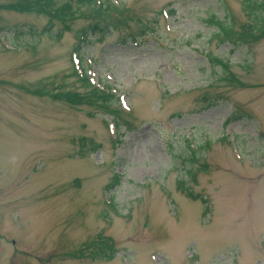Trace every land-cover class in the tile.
I'll return each instance as SVG.
<instances>
[{
  "label": "rangeland",
  "instance_id": "374dc122",
  "mask_svg": "<svg viewBox=\"0 0 264 264\" xmlns=\"http://www.w3.org/2000/svg\"><path fill=\"white\" fill-rule=\"evenodd\" d=\"M35 1L0 0V264H264V28L242 33L244 0ZM95 23L80 58L110 109L60 95H86L73 52Z\"/></svg>",
  "mask_w": 264,
  "mask_h": 264
},
{
  "label": "trees",
  "instance_id": "16d2710c",
  "mask_svg": "<svg viewBox=\"0 0 264 264\" xmlns=\"http://www.w3.org/2000/svg\"><path fill=\"white\" fill-rule=\"evenodd\" d=\"M47 1H51V3H47ZM47 1L37 0V2H41V3L45 2L44 7L46 6L45 7L46 9L49 8V5H51V7H53L52 10L54 12H57V9L59 8H54L52 4L53 0H47ZM77 1L80 2L81 4H85V3L92 4V3L98 2V0H77ZM37 2L35 1V3L39 5V3ZM101 6H104V5H100L99 7ZM244 11L253 17V23L251 26L249 25L245 26L242 30L243 31L242 33L245 35L248 34L250 36L251 35L256 36L264 28V0H261V2H257L254 0H244ZM58 13L62 15H69L70 17H73V14H74L72 7L70 5H67V6L65 5L62 10L59 9ZM56 15L57 14L54 13V17H56ZM215 26L217 27L218 32L214 37L221 39V43L231 42L234 44V41L236 40H238L240 44L244 43L245 39H244L243 34L234 33L232 29V24L227 25L224 22L217 19L215 20ZM53 31H54V22L50 21L48 27H46L44 32L47 33L50 37L56 36L57 38H60L61 33L59 32L53 33ZM104 32H106V28L102 27L99 23H95L85 28L79 35L81 37L80 43L74 50V56L77 59H79V64L74 65V69H75L74 74L76 76H79L80 82H82V89L86 91V95L74 93V92H67V93L60 94V95H63L62 99L69 102L70 104L88 105V106L97 105L100 107L104 106L107 109H110L111 106H114V104L116 103L119 104V99H117L115 94L110 93L109 87L107 89H102L100 87L95 86V84L91 82L90 78L88 77L87 70L83 67L82 59L80 58L83 46L90 44L88 36L92 34L101 36L102 34L104 35ZM261 33H264V31H262ZM18 36L20 37L19 33H18ZM18 39L19 38H17V40ZM205 148H206L205 145L198 146L196 149L189 148L192 154V160H189V163H195L193 158L197 157L198 155H201L203 151L205 150ZM120 183H121V179L119 178V176H116L114 179V184H112L111 186H108L107 190L110 192L112 189L115 188L116 185H119ZM188 197L193 200H197L199 198L198 196H194L190 193L188 194ZM113 207L115 206L112 205V208ZM104 241L105 240H100V242L102 243L99 246V248H102L103 246H108L110 248L114 247L112 243H104Z\"/></svg>",
  "mask_w": 264,
  "mask_h": 264
}]
</instances>
